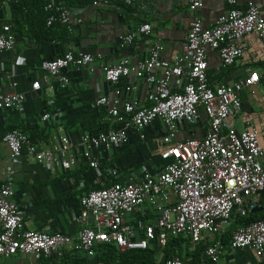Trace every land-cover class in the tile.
<instances>
[{"label": "built area", "instance_id": "built-area-1", "mask_svg": "<svg viewBox=\"0 0 264 264\" xmlns=\"http://www.w3.org/2000/svg\"><path fill=\"white\" fill-rule=\"evenodd\" d=\"M16 0H7L15 2ZM134 0H89L93 6L109 4L130 5ZM228 9L219 14L212 25L203 27L200 19H190L184 43L179 54L170 60L161 55V45L154 43L147 57L130 65L126 57L102 67L103 78L116 83L119 78L133 72L136 78L149 85L148 105L140 106L134 99L122 103L121 110L108 109V115L119 124L117 128L95 134H83L79 139L82 156L89 167L96 170L97 163L91 152L98 147H116L127 140V131L143 138V129L152 121H159L163 133L159 139L157 154L164 162L160 170L151 175L140 169L141 176L131 175L125 182H112L108 186L93 188L79 196L80 210L76 220L86 223L72 237L61 232L26 229L9 179L0 180V262L15 255H27L33 259L58 254L63 246L81 250L91 255L94 244H113L122 251L144 249L151 241L164 245L167 237L182 234L194 245L207 234L225 231L232 215L245 216L256 207L257 195L264 189V125L250 121L240 129L225 123L230 114L240 110V92L250 93L264 87V66L250 70L229 83H209L206 69V51H216L219 63L230 66L241 56L243 48L237 41L247 33H255L264 39V7L259 9L248 2L240 8L236 0H227ZM200 0H188V10L194 11ZM42 10L46 27L58 23L67 25L70 12L64 0H44ZM150 25L141 23L119 36L121 45H129L137 35H148ZM14 35L10 25L0 26V51H11ZM99 55L74 52L71 49L41 60L40 69L55 77L60 85L68 78L67 68H87ZM180 83L178 90H171L170 79ZM45 81V80H44ZM36 90L39 83L33 81ZM133 87L125 86L126 90ZM20 93L0 92V109L17 110L23 102ZM95 105L106 104L101 96ZM200 112L204 116L205 129L200 136L176 139L178 125H195ZM42 121L49 114L40 115ZM8 149L6 160L25 155L48 168L59 166L68 170L74 163L70 143L64 135L46 149H37L28 133L18 128L7 130L1 137ZM169 194L174 201L168 202ZM144 202L156 212L153 223L142 225V234L135 236V229L123 221ZM229 248L249 247L256 255L264 250V219L251 221L234 228L228 239ZM223 245L214 240L205 246L202 257L215 261L222 253ZM160 264H188L177 256ZM195 264H206L203 259Z\"/></svg>", "mask_w": 264, "mask_h": 264}, {"label": "crops", "instance_id": "crops-1", "mask_svg": "<svg viewBox=\"0 0 264 264\" xmlns=\"http://www.w3.org/2000/svg\"><path fill=\"white\" fill-rule=\"evenodd\" d=\"M200 2L201 5L190 12L188 0H134L127 6L118 3L93 6L89 2L64 0L70 12L65 30H62L61 24L36 38L26 33L25 22H22L20 30L17 29L12 22L15 14L11 3L0 0V26L8 23L14 35L13 49L0 51V92L20 93L24 97L19 109H0V180L9 179L12 199L21 211L26 229L57 231L74 237L81 227L90 225L89 219L86 223L75 219L80 210L81 193L112 182H125L132 174L139 177L140 169L151 175L160 170L164 162L156 150L163 126L156 120L143 129V138L134 131H127L126 142L116 147L93 149L91 155L97 163L96 170L89 167L78 143L83 134L119 127L108 115L110 107L121 110L122 103L131 99L140 106L148 105L149 85L144 79L136 78L130 72L116 83H111L103 78L102 67L122 57L134 65L147 57L154 43L161 45V55L170 60L179 54L193 15L200 19L203 27H208L229 7L227 0ZM248 2L259 9L264 7V0H236L240 8ZM141 23L150 25V33L137 35L129 45H121L119 36L134 30ZM237 43L243 52L228 67L220 65L216 51H206L209 83H229L250 70L260 71L264 66L263 38L247 33ZM67 49L98 54L99 58L95 59L90 69H65L63 73L68 82L62 86L55 77L46 75L39 63ZM33 81L39 83L36 90L31 88ZM127 85L133 88L126 90ZM169 87L178 90L180 83L172 77ZM101 96L106 98V104L95 105L94 101ZM240 99V110L227 116L225 123L236 129L247 121L256 126L264 125V87L260 85L254 93L243 89ZM44 112L49 114L46 121L40 119ZM9 128H18L31 135L37 149L48 148L58 136L64 135L70 143L73 165L68 170L59 166L48 168L25 155L6 160L8 149L1 137ZM204 129L205 123L200 120L195 125L179 124L176 139L200 136ZM173 201L172 194H169L168 202ZM254 208H259L255 212L264 215V189L258 193ZM155 217V210L144 202L125 215L123 221L135 229V236L138 237L142 234V225L153 223ZM204 239L208 243L219 240L217 234H207ZM108 245L94 244L91 255L63 246L58 254L46 258L33 259L19 254L2 259L0 264H125L126 261L119 256L121 251L112 244L109 246L117 250H107ZM151 245L155 248L153 258L156 262L161 258L160 246L155 241L148 244ZM208 263L264 264V250L256 255L249 247L233 249L224 244L217 259L208 260Z\"/></svg>", "mask_w": 264, "mask_h": 264}, {"label": "trees", "instance_id": "trees-1", "mask_svg": "<svg viewBox=\"0 0 264 264\" xmlns=\"http://www.w3.org/2000/svg\"><path fill=\"white\" fill-rule=\"evenodd\" d=\"M76 2L85 3V2H89V0H76ZM43 3H44V0H30V1L16 0L15 2L11 3L14 14H15L12 22L15 24L18 30L22 28V22H25L27 25L26 33L36 38H39V36L47 34L49 32V29H51L52 27L59 26V25L61 26V24H58V23L52 24L51 26H48V27L44 25L45 14L42 10ZM61 28L62 30H65V25H62ZM199 120L201 121V123L204 122V116L202 112H200ZM9 129H12V128H9ZM29 137H31L30 141L32 142V136L29 135ZM93 188H100V186L93 187ZM258 219H264V215L261 216L259 215L258 212L251 211V210L247 213V215L243 217L238 216V215H232L227 227L225 228V231L217 234V237L219 238L220 243L222 245L228 244L230 233L237 226L244 225L251 221L258 220ZM223 237L227 239H224ZM208 244L210 243H208L203 238V240H201L197 244L191 245L189 238L187 236H183L182 234H179L176 236L167 237L164 245L160 246L161 258L156 262H155V259L153 258L155 248L152 245L147 246L144 249H127V250L121 251L119 253V256L122 258L123 261H126L125 264H160V262L164 261L167 258L173 257V256H177L183 262L188 263V264H195L200 259H203L206 264H209L208 260L202 257L201 255L203 248L207 246ZM109 245L107 247V250H110V251L117 250L114 247L115 245L114 246H109ZM188 248H191V249L187 251ZM183 251H186V252L183 253ZM42 258H46V257H42Z\"/></svg>", "mask_w": 264, "mask_h": 264}, {"label": "water", "instance_id": "water-1", "mask_svg": "<svg viewBox=\"0 0 264 264\" xmlns=\"http://www.w3.org/2000/svg\"><path fill=\"white\" fill-rule=\"evenodd\" d=\"M189 137H191V135H189ZM259 208H253L251 209V211H257Z\"/></svg>", "mask_w": 264, "mask_h": 264}]
</instances>
